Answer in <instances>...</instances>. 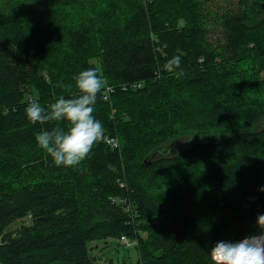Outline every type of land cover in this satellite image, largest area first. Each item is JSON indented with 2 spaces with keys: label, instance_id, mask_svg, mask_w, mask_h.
Segmentation results:
<instances>
[{
  "label": "trees",
  "instance_id": "1",
  "mask_svg": "<svg viewBox=\"0 0 264 264\" xmlns=\"http://www.w3.org/2000/svg\"><path fill=\"white\" fill-rule=\"evenodd\" d=\"M225 1L0 0L1 264H96L98 240L212 264L216 242L264 233V0ZM88 68L104 138L56 166L35 136L66 122L24 110Z\"/></svg>",
  "mask_w": 264,
  "mask_h": 264
},
{
  "label": "clouds",
  "instance_id": "2",
  "mask_svg": "<svg viewBox=\"0 0 264 264\" xmlns=\"http://www.w3.org/2000/svg\"><path fill=\"white\" fill-rule=\"evenodd\" d=\"M181 57L172 56L165 68H179ZM77 94L60 96L47 107L32 100L25 107V117L31 123L45 121L66 122L65 127L38 132L37 145L44 150L56 166L72 167L85 158L94 143L103 140L104 127L94 115L97 93L107 81L97 69L88 68L74 77ZM264 190V189H262ZM257 224L264 228V214L257 217ZM212 264H264V233L246 236L239 241H218L210 247Z\"/></svg>",
  "mask_w": 264,
  "mask_h": 264
},
{
  "label": "rangeland",
  "instance_id": "3",
  "mask_svg": "<svg viewBox=\"0 0 264 264\" xmlns=\"http://www.w3.org/2000/svg\"><path fill=\"white\" fill-rule=\"evenodd\" d=\"M220 4L225 7L227 5V1L220 0ZM211 34L212 37H217L219 35V28L215 29L214 32H212ZM115 141L117 142L118 140ZM19 223L20 220H17L16 222L12 223L8 227V230L15 229L20 225ZM252 235H259V234L254 233ZM127 240L130 243L135 242L134 240H131L128 237ZM107 242L108 243H105L102 240H98V241H93L91 243L93 247L91 252L92 254L97 256L96 264H122L123 262L125 264H136L137 252L134 246L131 247L124 246L120 244L118 240H108Z\"/></svg>",
  "mask_w": 264,
  "mask_h": 264
},
{
  "label": "built area",
  "instance_id": "4",
  "mask_svg": "<svg viewBox=\"0 0 264 264\" xmlns=\"http://www.w3.org/2000/svg\"><path fill=\"white\" fill-rule=\"evenodd\" d=\"M112 140H113V139H112ZM113 142H116V141L113 140ZM249 236H254V235L250 234ZM243 238H244V237H243ZM241 239H242V238H241ZM241 239H239V240H241ZM239 240H238V241H239ZM120 241H121L122 243L126 244V245L131 244V243L127 240V237H126L125 235H122V236H121Z\"/></svg>",
  "mask_w": 264,
  "mask_h": 264
},
{
  "label": "bare ground",
  "instance_id": "5",
  "mask_svg": "<svg viewBox=\"0 0 264 264\" xmlns=\"http://www.w3.org/2000/svg\"><path fill=\"white\" fill-rule=\"evenodd\" d=\"M120 238H121V236H120Z\"/></svg>",
  "mask_w": 264,
  "mask_h": 264
}]
</instances>
